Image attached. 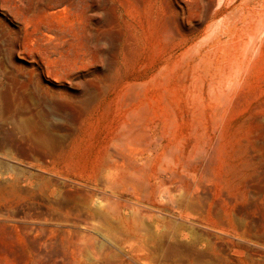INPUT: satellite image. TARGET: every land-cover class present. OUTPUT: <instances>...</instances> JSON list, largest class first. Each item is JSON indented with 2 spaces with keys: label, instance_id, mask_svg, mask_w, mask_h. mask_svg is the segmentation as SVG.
I'll list each match as a JSON object with an SVG mask.
<instances>
[{
  "label": "rangeland",
  "instance_id": "obj_1",
  "mask_svg": "<svg viewBox=\"0 0 264 264\" xmlns=\"http://www.w3.org/2000/svg\"><path fill=\"white\" fill-rule=\"evenodd\" d=\"M263 246L264 0H0V264Z\"/></svg>",
  "mask_w": 264,
  "mask_h": 264
},
{
  "label": "bare ground",
  "instance_id": "obj_2",
  "mask_svg": "<svg viewBox=\"0 0 264 264\" xmlns=\"http://www.w3.org/2000/svg\"><path fill=\"white\" fill-rule=\"evenodd\" d=\"M136 139H137V137H135V136L133 137L132 131L126 127V129L122 132L121 136L119 137V142L122 141V143H125L126 140H136ZM128 170L129 171L127 173L126 172L124 173V176H123L124 182L132 183V185L136 188L139 187V183H140V177L138 176L139 172L137 170H135L132 165H129ZM260 248H262V246ZM191 250H193V249H191ZM191 250H190L191 255H189V257L192 256L196 260L204 259V255L202 253H199L197 251L191 252ZM180 251L182 252V250H180ZM259 251H260V253L258 254V256L256 258L249 257L247 259L245 258L243 261L241 260L242 264H264V251H261V249ZM182 261H184V259Z\"/></svg>",
  "mask_w": 264,
  "mask_h": 264
}]
</instances>
